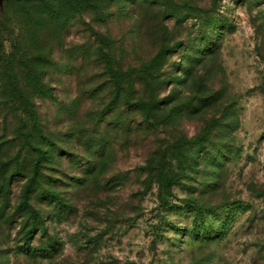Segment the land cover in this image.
Listing matches in <instances>:
<instances>
[{"label":"rangeland","instance_id":"obj_1","mask_svg":"<svg viewBox=\"0 0 264 264\" xmlns=\"http://www.w3.org/2000/svg\"><path fill=\"white\" fill-rule=\"evenodd\" d=\"M83 2L0 0V264H264V0Z\"/></svg>","mask_w":264,"mask_h":264},{"label":"trees","instance_id":"obj_2","mask_svg":"<svg viewBox=\"0 0 264 264\" xmlns=\"http://www.w3.org/2000/svg\"><path fill=\"white\" fill-rule=\"evenodd\" d=\"M11 1H16V3L18 2V0H11ZM22 1L30 2L32 0H22ZM34 1H36V0H34ZM37 2L40 4L39 5L40 11L44 15H46L49 19H54V20L60 19V18L67 20L69 16H71L75 13L80 14L81 8L84 4L83 0H37ZM163 51H164V49L162 51H160V53H159L160 57L163 56ZM1 54H4V53H1ZM37 58H39V60L42 63L48 64L50 62L47 60L46 56L42 55V53H39ZM12 59H13V57H11V55H8L7 58L3 59L4 72H7V71H9V73L11 72L12 65H11L10 60H12ZM154 104H156V102L153 103V105ZM139 109H141L144 113L145 112L147 113V111H148V109L146 107H143V105L141 103L139 105ZM42 160H43V151L38 150V154L34 158L33 163L31 165V175L28 178V181H27L25 188L22 190L21 202H23L22 204H24V205L29 206V200L33 194V191H32L33 186H36V184L38 183V178L40 175V168H41ZM18 172L19 171L17 169H15V173L17 174ZM164 181H165V185H164L165 189L164 190L169 193L170 187H171V184L173 183V181L171 179H164ZM233 204H235V202H233ZM236 205H238V204H235L234 206H236ZM193 209L196 210V215H198V216H200V218H202L200 220V222H198V224L196 225L195 232L200 231L199 229L202 228L203 233H201V234L199 233L198 237L202 238V239H206V240H208L209 238H220V236L224 230L225 224L228 222V220L231 219V214L233 212L232 211L233 209H230L227 216H225L219 220L220 226H217L218 227L217 230L208 231L207 221L205 219H203L204 213L202 212V210H200V208H193ZM31 213L33 216L36 215L34 213V211H32ZM211 213L216 214V211H212ZM29 236H30V232L27 231L24 234L25 244H26V246L24 248H25V252L27 254H33L36 251V249H31L29 246H27ZM50 246L52 249H54V248L56 249V246L54 244H52ZM44 250L47 253H50L49 249H44Z\"/></svg>","mask_w":264,"mask_h":264}]
</instances>
